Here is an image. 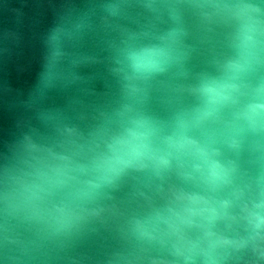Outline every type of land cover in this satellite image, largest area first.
<instances>
[{
	"label": "water",
	"instance_id": "95a60500",
	"mask_svg": "<svg viewBox=\"0 0 264 264\" xmlns=\"http://www.w3.org/2000/svg\"><path fill=\"white\" fill-rule=\"evenodd\" d=\"M0 264H264V0H0Z\"/></svg>",
	"mask_w": 264,
	"mask_h": 264
}]
</instances>
